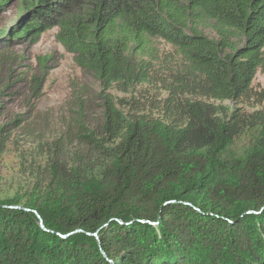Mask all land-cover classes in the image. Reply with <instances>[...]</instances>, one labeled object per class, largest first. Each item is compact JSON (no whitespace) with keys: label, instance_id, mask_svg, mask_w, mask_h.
Here are the masks:
<instances>
[{"label":"trees","instance_id":"16d2710c","mask_svg":"<svg viewBox=\"0 0 264 264\" xmlns=\"http://www.w3.org/2000/svg\"><path fill=\"white\" fill-rule=\"evenodd\" d=\"M11 8L1 46L57 29L99 92L74 89L57 148L26 139L0 197V264H264V0H0ZM155 89L146 109L110 94Z\"/></svg>","mask_w":264,"mask_h":264},{"label":"rangeland","instance_id":"374dc122","mask_svg":"<svg viewBox=\"0 0 264 264\" xmlns=\"http://www.w3.org/2000/svg\"><path fill=\"white\" fill-rule=\"evenodd\" d=\"M14 17L13 8L0 16V29ZM56 32L57 29L47 31L31 44L0 45V126L6 128L3 135H8L10 140L0 156V197L12 194L20 177L21 158L34 153V147L27 144L26 139L40 140L50 143V149L57 148L56 141L66 132L67 111L74 103V89L84 87L92 98L99 92L96 80L81 72L75 66L73 56L55 41ZM159 50L161 55H173L171 47L163 43L159 45ZM252 89L254 92L264 89L261 74H256ZM155 91L153 96L144 90H137L131 97L116 91L110 94L116 102L132 99L141 102L146 109L150 98L165 96L159 89ZM98 105L95 102L90 112L95 111ZM237 108L246 113L252 111L242 104ZM150 114L155 115L153 112ZM17 123H20V128ZM69 144L72 149L79 148L72 140ZM244 144L245 139H240L235 144V150L240 151ZM35 168L42 169L41 166Z\"/></svg>","mask_w":264,"mask_h":264},{"label":"water","instance_id":"95a60500","mask_svg":"<svg viewBox=\"0 0 264 264\" xmlns=\"http://www.w3.org/2000/svg\"><path fill=\"white\" fill-rule=\"evenodd\" d=\"M14 209H20V208H14Z\"/></svg>","mask_w":264,"mask_h":264}]
</instances>
